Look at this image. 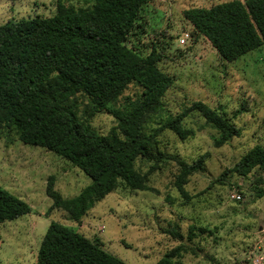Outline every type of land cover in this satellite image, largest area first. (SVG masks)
I'll list each match as a JSON object with an SVG mask.
<instances>
[{
	"label": "rangeland",
	"instance_id": "1",
	"mask_svg": "<svg viewBox=\"0 0 264 264\" xmlns=\"http://www.w3.org/2000/svg\"><path fill=\"white\" fill-rule=\"evenodd\" d=\"M58 0H0V24L33 16H50ZM74 8H89L93 0H61ZM228 0H152L142 6L126 44L140 55L152 50L156 65L172 78L161 106L146 116V131L160 126L194 101H202L228 116L239 135L215 146V130L196 111L183 125L192 130L180 138L169 129L157 135L158 147L188 162L202 157V168L190 174L184 198L173 184L177 165L135 160L147 178V190L120 183L81 218L72 221L51 206L45 187L49 176L63 197L76 195L90 178L63 156L19 139L16 124L0 127V185L31 208L0 222V264H35L37 249L50 221L70 226L129 264H154L172 254L179 264H264V167L246 175L233 165L255 144L264 147V43L239 58H220L209 40L197 35L183 17L192 6L208 7ZM185 38V42L180 40ZM137 91L129 84L123 95ZM81 108L87 98L79 96ZM106 134L116 124L107 111L90 118ZM224 172L223 176L221 175Z\"/></svg>",
	"mask_w": 264,
	"mask_h": 264
},
{
	"label": "trees",
	"instance_id": "2",
	"mask_svg": "<svg viewBox=\"0 0 264 264\" xmlns=\"http://www.w3.org/2000/svg\"><path fill=\"white\" fill-rule=\"evenodd\" d=\"M152 0H93L89 8H74L61 0L50 16L8 20L0 24V127L16 124L19 139L66 158L90 178L76 195L63 197L47 179L51 206L79 223L87 210L120 183L147 190V178L135 168L143 157L158 169L162 161L177 165L173 184L187 198V178L202 168V157L188 162L159 149L164 129L186 138L183 125L190 111L198 112L215 130V146L239 135L225 114L194 101L160 126L146 131L147 115L161 106L172 78L156 65L160 54L142 56L126 44L141 8ZM183 17L203 35L218 56L232 61L264 43V0H228L208 7L192 6ZM137 91L123 95L129 84ZM87 98L81 108L79 96ZM107 111L116 124L106 134L90 125V118ZM166 159V160H165ZM264 167V147L255 144L233 165L239 175ZM224 172L221 174L223 176ZM27 202L0 185V222L30 212ZM35 264H129L78 230L52 220L39 243ZM154 264H179L172 254Z\"/></svg>",
	"mask_w": 264,
	"mask_h": 264
},
{
	"label": "built area",
	"instance_id": "3",
	"mask_svg": "<svg viewBox=\"0 0 264 264\" xmlns=\"http://www.w3.org/2000/svg\"><path fill=\"white\" fill-rule=\"evenodd\" d=\"M180 42H181V43H184V42H185V38H182V39L180 40Z\"/></svg>",
	"mask_w": 264,
	"mask_h": 264
}]
</instances>
